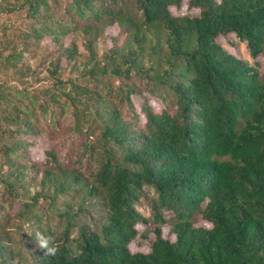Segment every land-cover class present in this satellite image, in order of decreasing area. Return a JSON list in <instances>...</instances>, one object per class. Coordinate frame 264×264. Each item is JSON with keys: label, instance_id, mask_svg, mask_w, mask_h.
<instances>
[{"label": "trees", "instance_id": "16d2710c", "mask_svg": "<svg viewBox=\"0 0 264 264\" xmlns=\"http://www.w3.org/2000/svg\"><path fill=\"white\" fill-rule=\"evenodd\" d=\"M132 1L140 20L127 0H68L57 15L50 0H0L30 20L14 37L0 25V69L43 81L23 54L41 53L45 35L54 45L42 101L0 81V264H264V0ZM186 3L198 14L172 13ZM77 31L83 50L63 40ZM37 107L70 108L76 163L52 146L30 153L26 137L45 129ZM147 187L152 218L137 208ZM37 233L59 244L55 257ZM138 235H152L147 252L131 251Z\"/></svg>", "mask_w": 264, "mask_h": 264}, {"label": "rangeland", "instance_id": "374dc122", "mask_svg": "<svg viewBox=\"0 0 264 264\" xmlns=\"http://www.w3.org/2000/svg\"><path fill=\"white\" fill-rule=\"evenodd\" d=\"M68 0H50L52 13L55 15L61 13L64 9V7L67 5ZM128 6L130 8L131 13L140 20V15L137 11H135L133 7V1L127 0ZM174 15H181L185 13H193L198 14L197 9L189 8L188 3L182 5V8L180 9H173L171 10ZM2 23H5L10 27V30L8 32L9 37H14L18 33V29L25 30L28 28V25L30 23V20L26 18L24 11H18L11 14L7 13H0V25ZM13 28V29H12ZM119 29L118 26L114 25L112 27H108L107 30L105 28V31L101 33L102 35H114L118 33ZM75 37L71 34H68L66 37L63 38L64 43L67 44L69 41L72 40V38H77V43L79 44L80 50H83L82 42L83 39L81 37L80 31H77L75 34ZM101 37L98 39L97 42V49L98 53L101 54L106 48H108V43L101 39ZM104 37V36H103ZM102 37V38H103ZM232 37V36H231ZM107 41V40H106ZM222 43L231 51L236 52L238 55L243 57L244 59L248 60L251 63H255L253 58L249 55V52L245 45L243 43H238L235 48H231L224 39H221ZM42 52L45 54L41 55L39 53L38 55L34 54L33 52H24L23 54V60L27 62L28 65L32 67L36 71L35 75H39L41 78L44 77L43 81L36 82L34 79H30L27 76L24 75H15L11 68L9 69H0V81H5L7 84V89L13 94L12 96L14 98H18L21 95L22 89H28L29 98L32 97L34 90L38 92V100L42 101L43 97V91L45 89L50 88V84L52 82L51 79H46L47 72H46V63H48L50 59V50H44L45 48L52 49L54 47L52 38L48 35H45L43 39L40 42ZM259 61H261V66H259V69L262 70L264 68V59L258 58ZM77 75L76 72H69L68 70L65 71L63 77H75ZM82 81V80H80ZM66 90H69L68 85L66 86ZM146 94V93H145ZM26 99H24L25 101ZM31 100H35L34 98H31ZM150 102L156 107H159V102L156 99H150ZM37 101L34 103L37 104ZM28 103L29 100H26ZM134 102L136 103V107L139 109V106L141 104V100L138 97V95L135 96ZM80 108H82L81 105H79ZM36 114H39V119L41 120L40 123L45 127L44 131H41L39 135L33 136V137H26V139L30 142L29 151L33 155L41 154L42 151L49 147H54L56 150V153L60 157L61 160L64 162L72 160L73 163H76V152L81 148V143L79 137L75 134L66 135L63 127L70 124L72 121V117L70 115V108H67L64 114L60 116L59 109L54 108V113L46 116L41 115L40 109L37 107ZM57 119H60V122H58ZM148 198L143 197L141 200V203L137 205L138 210L146 215L149 218H152L150 208H149V198L156 196V193L152 188L147 187L146 189ZM1 193V191H0ZM1 198V195H0ZM17 207V206H15ZM165 215L167 217H171L172 213L170 211H164ZM89 221V219H87ZM50 223H52V220H50ZM194 225L196 227L198 226H210L208 223L203 222L201 217L198 215L196 219H194ZM146 225H139L137 227L139 234H142L146 230ZM166 231L164 233L165 237H169V233L167 230L170 228L169 225H164ZM167 227V228H166ZM150 238H141L140 235H138L137 239L130 243V249L132 252H147L149 249V244L152 238V235H149Z\"/></svg>", "mask_w": 264, "mask_h": 264}, {"label": "clouds", "instance_id": "9594fccd", "mask_svg": "<svg viewBox=\"0 0 264 264\" xmlns=\"http://www.w3.org/2000/svg\"><path fill=\"white\" fill-rule=\"evenodd\" d=\"M38 247L44 251L45 256L55 257L60 251V246L51 237L37 233L35 237Z\"/></svg>", "mask_w": 264, "mask_h": 264}]
</instances>
